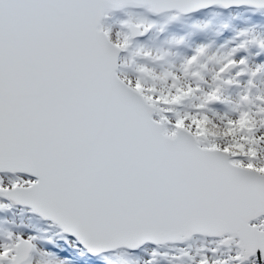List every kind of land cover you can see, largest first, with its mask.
Masks as SVG:
<instances>
[{"label":"snow or ice","instance_id":"snow-or-ice-1","mask_svg":"<svg viewBox=\"0 0 264 264\" xmlns=\"http://www.w3.org/2000/svg\"><path fill=\"white\" fill-rule=\"evenodd\" d=\"M0 264H264V0H0Z\"/></svg>","mask_w":264,"mask_h":264}]
</instances>
